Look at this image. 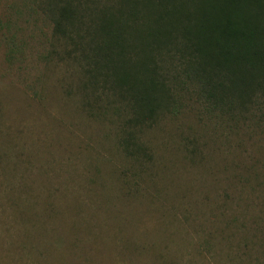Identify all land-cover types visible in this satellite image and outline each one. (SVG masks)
<instances>
[{"label": "rangeland", "instance_id": "rangeland-1", "mask_svg": "<svg viewBox=\"0 0 264 264\" xmlns=\"http://www.w3.org/2000/svg\"><path fill=\"white\" fill-rule=\"evenodd\" d=\"M25 1L0 0V264H264V103L222 114L183 88L125 146L85 40Z\"/></svg>", "mask_w": 264, "mask_h": 264}, {"label": "trees", "instance_id": "trees-1", "mask_svg": "<svg viewBox=\"0 0 264 264\" xmlns=\"http://www.w3.org/2000/svg\"><path fill=\"white\" fill-rule=\"evenodd\" d=\"M22 6L44 13L53 37L74 48L85 40L79 48L89 84L100 78L126 109L125 146L138 145L135 133L164 113L178 114L183 88L222 114L264 103V0H26Z\"/></svg>", "mask_w": 264, "mask_h": 264}]
</instances>
